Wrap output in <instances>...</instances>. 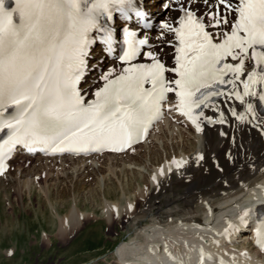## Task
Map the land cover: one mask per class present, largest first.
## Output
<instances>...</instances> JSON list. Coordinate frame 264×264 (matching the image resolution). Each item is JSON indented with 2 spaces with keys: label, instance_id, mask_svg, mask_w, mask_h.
Wrapping results in <instances>:
<instances>
[{
  "label": "snow or ice",
  "instance_id": "6c2138e0",
  "mask_svg": "<svg viewBox=\"0 0 264 264\" xmlns=\"http://www.w3.org/2000/svg\"><path fill=\"white\" fill-rule=\"evenodd\" d=\"M162 7L169 18L153 40L142 0H0V175L19 147L123 151L148 134L166 103L198 132L201 118L226 122L220 102L264 134V0H165ZM98 49L117 53L119 68L103 70L89 97L82 81ZM209 107L218 119L205 116ZM250 211L222 235L250 226ZM252 231L264 251V212ZM206 258L201 249L200 264Z\"/></svg>",
  "mask_w": 264,
  "mask_h": 264
},
{
  "label": "bare ground",
  "instance_id": "6f19581e",
  "mask_svg": "<svg viewBox=\"0 0 264 264\" xmlns=\"http://www.w3.org/2000/svg\"><path fill=\"white\" fill-rule=\"evenodd\" d=\"M145 1L152 14L163 15L162 19L169 18L167 11L165 14L162 11L165 0ZM150 36L155 39V33ZM92 65L83 84L89 95L95 91L98 83H102L99 80L101 72L113 63L103 60L99 66L97 63ZM116 67L119 68V65L116 64ZM218 106L224 111L226 122L208 123L203 118V131L199 132L174 109L167 111L165 118L155 125L144 144L122 155L103 154L89 158H45L35 155L33 157L36 159L23 162L14 172L8 168L0 175V189L7 197L8 188H3L5 182H9L10 188L18 195L25 187L30 190L32 185L43 183L46 188L39 186L40 194L51 202V185H63L60 193L65 195L70 194L71 189L79 191V188L75 190L78 183L82 189L88 187L89 195L100 197L107 218L118 220L121 217L126 228L135 222L137 224L143 217H149V224L136 230L135 238L116 247L114 253L117 264H200L201 249L205 257H211L206 258L204 264H221V261L223 264H264V254L247 247L255 239L250 215V226H242L236 231L241 234L240 237L232 242H224L221 237L228 222L239 224L240 214L246 209L251 210L254 207L251 202L264 194V134L251 124L236 120L228 111L229 105L218 102ZM237 111H243V107H237ZM205 116L216 120L219 111L210 107L205 111ZM169 138L171 141L181 139L183 143H189L190 140L194 142H190V150L182 149L176 154L166 155L163 161L156 164L153 161L146 164L130 157L141 148H147L150 156L151 153L156 154V147L158 149L160 143L165 145ZM206 154L218 167L216 179H209L201 172ZM221 154H225L228 159L227 168L220 163ZM201 156L203 159L199 160ZM14 159L8 162V167ZM174 160L185 163L177 167L172 163ZM126 173L136 175L133 181L128 182L120 177L126 176ZM73 175L76 176L74 181ZM90 175H94L93 182L86 186L85 178ZM78 177L82 179L78 180ZM113 189L120 190L126 202L121 197L119 201H113L110 198ZM159 191H169L165 208H160V205L157 206L159 203L152 201L153 195ZM75 197L73 207L59 221L58 235L72 234L81 221L89 217L88 213L80 211L78 198ZM52 208L54 215L59 216L60 211L54 206ZM235 233L231 234V238Z\"/></svg>",
  "mask_w": 264,
  "mask_h": 264
},
{
  "label": "rangeland",
  "instance_id": "374dc122",
  "mask_svg": "<svg viewBox=\"0 0 264 264\" xmlns=\"http://www.w3.org/2000/svg\"><path fill=\"white\" fill-rule=\"evenodd\" d=\"M171 140L167 139L165 145L160 143L158 149L157 147L155 149L156 154L151 153L150 156L146 151L147 148H141L139 153L133 154L131 157L136 160L140 159L146 164H151L152 161L156 164V162L163 161L166 155L176 154L182 149L190 150L189 147L194 142L190 140L189 143H183L181 139ZM187 144L188 146H185ZM220 159L224 168H227L226 155L221 154ZM27 160L32 161L29 157L17 158L10 169L14 172L19 165ZM201 171L209 179L217 177L218 169L208 154L206 161L201 166ZM145 175L147 177V174ZM74 176L73 181L76 177ZM135 176L133 173H126V176L120 177L130 182ZM93 177L94 175H90L85 178L86 186L93 182ZM81 179L82 177H78V180ZM8 183L5 182L6 185L3 186L6 190L8 188L7 194L9 195L7 197L0 189V264H117L118 259L114 253L116 247L123 241H131L133 237H136V230L149 224L148 216L128 228L122 223V218L119 220L107 218L103 212L100 197L89 195L88 187L82 189L78 183L75 185V190L78 188L80 190L73 191L74 189H71V193L65 194L66 196L60 193L63 185H51V202L43 199L40 194L39 186H45L43 183L32 185L30 190L25 187L19 195L13 188H10ZM120 192L118 189H113L110 198L113 201H119L120 197L124 199ZM165 192L159 191L153 195V203H159L157 206L160 205V208H165L167 204L165 199L169 191ZM74 196L78 198L76 200L80 211L88 213L89 217L85 221H81L79 227L72 234L58 235L59 221L61 222L62 216L73 207ZM8 197L9 199H7ZM124 202H126L125 199ZM53 206L60 211L59 216L54 215Z\"/></svg>",
  "mask_w": 264,
  "mask_h": 264
}]
</instances>
